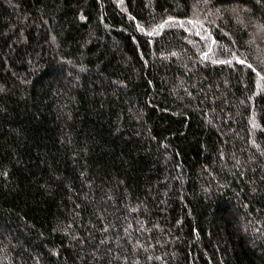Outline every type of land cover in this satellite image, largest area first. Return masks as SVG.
<instances>
[{"label": "trees", "instance_id": "1", "mask_svg": "<svg viewBox=\"0 0 264 264\" xmlns=\"http://www.w3.org/2000/svg\"><path fill=\"white\" fill-rule=\"evenodd\" d=\"M0 264H264V0H0Z\"/></svg>", "mask_w": 264, "mask_h": 264}]
</instances>
